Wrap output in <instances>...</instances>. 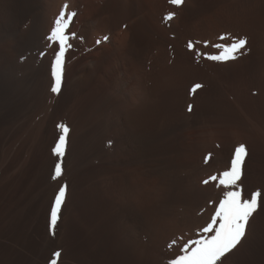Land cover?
<instances>
[{
    "label": "rangeland",
    "instance_id": "374dc122",
    "mask_svg": "<svg viewBox=\"0 0 264 264\" xmlns=\"http://www.w3.org/2000/svg\"><path fill=\"white\" fill-rule=\"evenodd\" d=\"M26 1L34 8L18 33L36 23V50L18 55L0 36V67L24 101L0 121V264H168L205 235L224 191L209 178L230 167L240 144L242 192L264 194V0ZM62 11L76 15L54 95L58 45L47 36ZM238 38L247 43L237 59L207 58ZM60 124L69 133L58 158ZM220 264H264V203Z\"/></svg>",
    "mask_w": 264,
    "mask_h": 264
},
{
    "label": "snow or ice",
    "instance_id": "6c2138e0",
    "mask_svg": "<svg viewBox=\"0 0 264 264\" xmlns=\"http://www.w3.org/2000/svg\"><path fill=\"white\" fill-rule=\"evenodd\" d=\"M169 3L180 7L184 0H169ZM76 13L71 12L65 16L62 11L55 19L54 25L47 40L53 45H58V51H55L54 58L51 61V92L59 95L63 80L64 58L66 51L71 47L70 37L66 35L70 22ZM174 14L169 13L164 17L165 21H170ZM107 39V37H105ZM100 41H97L99 44ZM246 39H235L230 45L223 48L219 55L207 57L210 60L227 63L230 60L237 59L241 54V50L246 46ZM192 45L189 44L191 50ZM202 85L195 84L191 88V92L196 93L197 89ZM188 110L192 111V105L189 104ZM57 127L61 130L59 139L53 148V154L58 158L64 155L69 128L60 124ZM247 149L244 144L238 145L231 155L230 167L219 174V177L212 176L211 181H217V187L224 189L222 198L219 199L215 206L214 213L211 215L210 222L202 229V235L199 239L190 240L181 249L179 255L174 259H170L168 264H220L221 258L227 253L232 252L241 243L246 235L249 221L257 209L264 203V194L259 190L251 193L250 198L245 197L242 192L241 185L238 183L241 179V169L247 156ZM211 154L205 157V163L208 162ZM62 176V167L60 163L55 166L53 180H58ZM205 184L209 180L204 181ZM66 198V185H61L55 194L54 201L51 205L49 229L55 230L60 217L62 205ZM175 244V241L172 242ZM172 244L169 247H172ZM59 256L60 253H56Z\"/></svg>",
    "mask_w": 264,
    "mask_h": 264
},
{
    "label": "bare ground",
    "instance_id": "6f19581e",
    "mask_svg": "<svg viewBox=\"0 0 264 264\" xmlns=\"http://www.w3.org/2000/svg\"><path fill=\"white\" fill-rule=\"evenodd\" d=\"M31 2L32 1L29 2L26 0H20V1L18 0L15 4L11 3L12 5L11 6L9 5L10 7H8V6L4 7V6H1V4H0V36L2 35V36H5L7 38L11 37L13 39V41H15V44L18 47V51H17L18 55L19 54L20 55H22V54L26 55L27 54L28 56H30V54L34 50H36L37 44L40 43V39H41V34L37 32V26L35 25L36 23L32 24L31 27L29 29H27L24 34L18 33L19 25L22 23L21 20L22 19L24 20L25 17H27L31 12H33L32 9L34 7H32L33 4ZM33 2H34V0H33ZM224 2L225 1H223L222 4ZM239 2H240V0H239ZM35 4H37V3H35ZM224 4H226V3H224ZM224 4L222 5V7H224ZM232 6L230 5V7H232ZM217 7L220 8L221 6L219 7L217 5ZM224 8L226 9V7H224ZM229 9L230 8H228V10ZM223 10H221V11L223 12ZM224 11H225L224 13H227L226 10H224ZM212 12H213V10H212ZM216 12H219V11L217 10ZM216 14L217 13H215V15ZM219 14H221V12ZM219 14H217V15H219ZM212 15H213V13H212ZM203 18H206V16H204ZM6 74H7V72H5L0 67V121H2V120L4 121V119L13 116L15 112L17 113V111L20 110V108L23 106V103H24L23 98H22L23 97L22 96L23 87L21 85L18 87L17 83H15V81L13 79H10L8 77L9 75H6ZM26 78H24V79L27 81ZM23 82H25V81H23ZM22 84H24V83H22ZM16 113H15V115H16Z\"/></svg>",
    "mask_w": 264,
    "mask_h": 264
}]
</instances>
